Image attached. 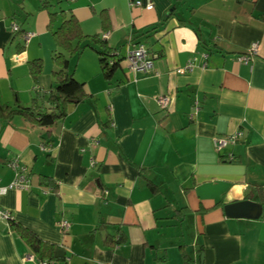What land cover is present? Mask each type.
<instances>
[{
    "label": "crops",
    "instance_id": "0c3cea01",
    "mask_svg": "<svg viewBox=\"0 0 264 264\" xmlns=\"http://www.w3.org/2000/svg\"><path fill=\"white\" fill-rule=\"evenodd\" d=\"M58 1L0 0L1 103L30 106L40 94L48 106L57 46L43 4ZM60 1L53 11L73 14L85 35L99 34L119 66L106 79L87 48L69 71L89 96L70 101L64 118L50 128L0 119L2 184L14 178V158L31 174L30 189L8 191L1 207L64 247L65 264H264V0H152L151 10L131 8V0ZM14 23L33 33L27 44ZM132 40L156 55L154 73L129 70ZM161 96L170 97L168 109ZM239 131L237 143L217 150L215 138ZM244 199L263 205L260 218L226 215V204ZM60 220L69 221L66 232ZM118 233L124 241L107 244ZM29 255L0 221V264H39Z\"/></svg>",
    "mask_w": 264,
    "mask_h": 264
},
{
    "label": "trees",
    "instance_id": "16d2710c",
    "mask_svg": "<svg viewBox=\"0 0 264 264\" xmlns=\"http://www.w3.org/2000/svg\"><path fill=\"white\" fill-rule=\"evenodd\" d=\"M61 4L59 0L56 5ZM51 2H45L43 7L49 11L50 22L49 30L53 34L57 50L53 55L54 63L57 69L53 72L55 83L48 91V106L39 103L42 97L37 94L30 106H23L19 102L14 105H7L0 102V119L10 120L16 116H22L27 121L34 123L40 127L50 128L66 115V107L70 101L81 102L88 98L89 94L85 89V84L79 81L73 72L69 71L70 59L81 54L85 49L92 48L99 55L100 67L103 76L106 79H112L119 63H111L113 49L108 46L107 42L102 40L99 34L85 35L81 29L77 18L70 14L66 15L63 11L58 13L53 11L56 6ZM103 28H108V14L106 11L101 12ZM60 20V23H56ZM17 24V23H15ZM18 25V24H17ZM16 32V36H24L26 33L21 26ZM161 25L149 27L143 31V35L159 30ZM98 45V47H97ZM42 70L41 60L30 62V72L36 80ZM155 189V187H152ZM11 230L17 232L27 243L34 256L40 261H48L50 264H65L67 260V252L64 247L41 239L37 234L28 228L11 219ZM124 241L122 233H118L114 237L107 239V244L117 246Z\"/></svg>",
    "mask_w": 264,
    "mask_h": 264
},
{
    "label": "built area",
    "instance_id": "2783aa9c",
    "mask_svg": "<svg viewBox=\"0 0 264 264\" xmlns=\"http://www.w3.org/2000/svg\"><path fill=\"white\" fill-rule=\"evenodd\" d=\"M131 8L141 7L147 10H151L154 8V4L152 0H131L129 2ZM19 29L17 24H13L12 30L16 32ZM33 33H26L23 36L25 44H27L32 38ZM103 38H108V33L103 35ZM257 45L254 44L251 48L250 53H256ZM21 57V56H20ZM156 55L152 54L147 46L142 42H134L130 41L127 49L126 60L128 62L129 70L135 75H148L155 72L154 60ZM251 57V56H250ZM250 57L242 56L240 57V61L249 62ZM193 64L188 63L186 69L192 70ZM157 103L161 107V109H168L170 104V97L161 96L157 98ZM243 136V132L239 131L237 133L225 136V137H217L214 139V144L217 150H222L229 146L230 144L237 143ZM232 159V157H230ZM8 166L14 171L13 180L7 185L2 184V179L0 177V197L6 194L10 190H29L31 187V174L30 170L27 166L23 165L19 158H14L8 162ZM12 219V213L9 210H6L0 205V221L10 222ZM59 229L62 232H66L70 226L69 221L60 220L57 223ZM34 260V255H29L25 257V260ZM39 264H50L48 261H40Z\"/></svg>",
    "mask_w": 264,
    "mask_h": 264
},
{
    "label": "water",
    "instance_id": "95a60500",
    "mask_svg": "<svg viewBox=\"0 0 264 264\" xmlns=\"http://www.w3.org/2000/svg\"><path fill=\"white\" fill-rule=\"evenodd\" d=\"M224 210L229 217L260 218L263 213V205L251 199H244L226 204Z\"/></svg>",
    "mask_w": 264,
    "mask_h": 264
}]
</instances>
